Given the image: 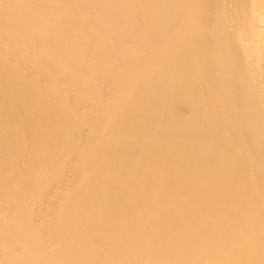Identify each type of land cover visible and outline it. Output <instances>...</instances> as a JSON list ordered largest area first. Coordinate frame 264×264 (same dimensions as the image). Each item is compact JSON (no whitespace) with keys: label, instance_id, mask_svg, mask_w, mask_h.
<instances>
[{"label":"bare ground","instance_id":"obj_1","mask_svg":"<svg viewBox=\"0 0 264 264\" xmlns=\"http://www.w3.org/2000/svg\"><path fill=\"white\" fill-rule=\"evenodd\" d=\"M0 264H264V0H0Z\"/></svg>","mask_w":264,"mask_h":264}]
</instances>
